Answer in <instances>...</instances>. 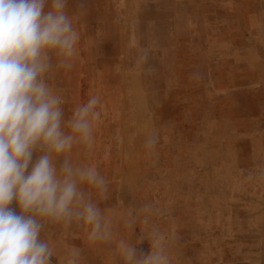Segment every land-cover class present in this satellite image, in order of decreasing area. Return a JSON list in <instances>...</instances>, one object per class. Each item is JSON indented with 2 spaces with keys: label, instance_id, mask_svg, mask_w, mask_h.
Returning <instances> with one entry per match:
<instances>
[{
  "label": "rangeland",
  "instance_id": "obj_1",
  "mask_svg": "<svg viewBox=\"0 0 264 264\" xmlns=\"http://www.w3.org/2000/svg\"><path fill=\"white\" fill-rule=\"evenodd\" d=\"M67 9L87 13L73 18L72 67L54 66L49 83L65 122L99 97L91 142L65 155L106 179V193L82 187L113 235L93 243L87 225L46 223L51 264H67L74 248L80 264H122L118 242L149 254L153 229L172 264H264V0H69Z\"/></svg>",
  "mask_w": 264,
  "mask_h": 264
},
{
  "label": "clouds",
  "instance_id": "obj_2",
  "mask_svg": "<svg viewBox=\"0 0 264 264\" xmlns=\"http://www.w3.org/2000/svg\"><path fill=\"white\" fill-rule=\"evenodd\" d=\"M68 2L0 0V264H51L54 248L41 235L46 223L87 225L91 242L112 243L111 221L82 187L106 193V179L65 155L75 143L91 142L99 97L65 122L63 98L49 83L54 66L72 67L79 39L73 18L87 13L69 14ZM36 151L42 154L28 171ZM13 201L19 214L9 207ZM147 239L146 255L121 239L114 251L122 264H172L165 235L153 229ZM80 257L74 248L67 264H80Z\"/></svg>",
  "mask_w": 264,
  "mask_h": 264
}]
</instances>
